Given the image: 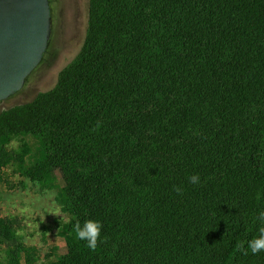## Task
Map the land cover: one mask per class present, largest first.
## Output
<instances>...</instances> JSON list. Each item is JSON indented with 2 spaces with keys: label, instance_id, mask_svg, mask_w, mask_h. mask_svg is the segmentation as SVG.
<instances>
[{
  "label": "trees",
  "instance_id": "1",
  "mask_svg": "<svg viewBox=\"0 0 264 264\" xmlns=\"http://www.w3.org/2000/svg\"><path fill=\"white\" fill-rule=\"evenodd\" d=\"M7 169L56 192L66 254L2 216ZM261 211L264 0H90L56 86L0 113V264H264L235 250Z\"/></svg>",
  "mask_w": 264,
  "mask_h": 264
},
{
  "label": "rangeland",
  "instance_id": "2",
  "mask_svg": "<svg viewBox=\"0 0 264 264\" xmlns=\"http://www.w3.org/2000/svg\"><path fill=\"white\" fill-rule=\"evenodd\" d=\"M90 0H50L51 35L48 49L38 67L27 78L23 88L0 102V113L32 102L40 93L50 91L61 71L79 54L84 44L89 21ZM19 146L14 141L10 150ZM8 185L1 188V214L17 218L22 241L36 247L43 262L52 248L59 255L67 253L63 239L57 236V227L68 219L57 201L56 192L6 170ZM62 221V222H61Z\"/></svg>",
  "mask_w": 264,
  "mask_h": 264
},
{
  "label": "water",
  "instance_id": "3",
  "mask_svg": "<svg viewBox=\"0 0 264 264\" xmlns=\"http://www.w3.org/2000/svg\"><path fill=\"white\" fill-rule=\"evenodd\" d=\"M50 0H0V102L41 63L51 35Z\"/></svg>",
  "mask_w": 264,
  "mask_h": 264
},
{
  "label": "clouds",
  "instance_id": "4",
  "mask_svg": "<svg viewBox=\"0 0 264 264\" xmlns=\"http://www.w3.org/2000/svg\"><path fill=\"white\" fill-rule=\"evenodd\" d=\"M189 183L198 185L200 183V177L198 175H192L189 178ZM177 194L183 195L184 189L181 186H175L173 189ZM260 222L259 234L256 238L246 241L238 242L236 245V251L243 255H247L250 251L252 254H258L264 252V211H261L257 217ZM62 222V221H61ZM102 224L94 220H86L83 224L76 222L73 225L72 231L75 233L77 239L86 241L87 247L95 251L98 244L101 241ZM107 238H105L106 240ZM245 244L247 247H245Z\"/></svg>",
  "mask_w": 264,
  "mask_h": 264
}]
</instances>
